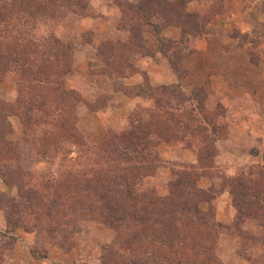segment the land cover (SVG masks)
<instances>
[{"label": "trees", "instance_id": "1", "mask_svg": "<svg viewBox=\"0 0 264 264\" xmlns=\"http://www.w3.org/2000/svg\"><path fill=\"white\" fill-rule=\"evenodd\" d=\"M114 4L127 15L130 35L126 42L103 44L98 54L105 62L101 71L117 78H125L131 54L140 59L154 57L146 36L155 38L154 52L176 69L177 62L207 32L206 23L187 12L184 0H138L137 4L114 0ZM57 8L86 10L88 0H0V90L3 84L17 82L22 94L14 103L0 96L1 159L17 157L13 120L30 136L53 116L52 127L60 139L90 148L75 117L64 108L81 101L76 92L63 90L62 83L71 71L75 47L56 37L7 41L16 20ZM169 28L180 30L178 42L163 36ZM176 75L181 83L186 77ZM124 92L147 98L154 107L130 117L129 130H110L92 146L106 163L104 169L72 173L67 179L37 186L23 182L20 172L0 165L4 183L17 188L13 198L0 191V211L7 222V230L0 231V264H6L7 254L14 249L18 230L42 229L67 248L85 221L102 224L114 234L102 248L101 264H227L218 256L225 239L242 259L238 264H264V252L258 257L254 254L264 247V166L222 178L220 193L231 196L236 210L229 224L217 219L216 187L202 188L199 182L205 175L195 169L174 170L167 185L147 186L146 180L159 168L161 145L184 142L198 153L200 164H212L225 128L208 114L205 100L198 93H185L180 83L154 87L146 80ZM27 216H33L29 223ZM31 255L47 258V253L35 249Z\"/></svg>", "mask_w": 264, "mask_h": 264}, {"label": "rangeland", "instance_id": "2", "mask_svg": "<svg viewBox=\"0 0 264 264\" xmlns=\"http://www.w3.org/2000/svg\"><path fill=\"white\" fill-rule=\"evenodd\" d=\"M130 1L138 3V0ZM184 1L187 12L198 15L200 22L206 23L207 32L194 42L186 58L177 62L176 69L164 56L154 52L155 38L146 36L154 57L140 59L131 54L123 72L125 78L101 71L105 62L98 54L103 44L126 42L130 35L127 15L116 7L114 0H88L86 10L57 8L47 14L16 20L7 41L56 37L75 47L71 71L62 83L63 90L76 92L81 101L66 104L64 108L69 111L67 115L75 117L77 129L90 148L60 139L52 127L53 116L30 136H25L13 120L17 157L0 158V165L20 172L23 182L37 186L47 180L67 179L72 173L88 174L104 169L106 163L92 146L110 130H129L130 117L154 107L151 100L130 97L124 91L146 80L154 87L180 83L185 93H198L205 100L208 114L216 116L217 124L224 126L222 139L216 145L217 155L212 164H200L198 153L184 142L161 145L159 168L146 184L165 186L174 170L195 169L205 175L199 182L202 188L216 187L218 194L213 207L218 221L232 223L236 210L231 196L220 193L222 178L237 176L258 164L264 166V0ZM180 35L176 28L163 33L175 42L180 40ZM177 73L186 75L182 83ZM0 96L14 103L22 94L17 82H12L1 86ZM0 191L11 198L17 196V188L7 186L1 173ZM27 217V223L31 222L33 216ZM227 220L231 222L225 223ZM6 230L5 214L0 211V231ZM16 236L18 241L7 254L6 264H101L102 248L114 238L110 230L93 221L82 222L81 232L67 248L58 245L42 229L30 233L18 230ZM32 249L47 253V258L34 259ZM234 251L231 241L222 240L219 259L227 264L243 263ZM263 252L264 247H259L254 254L258 257Z\"/></svg>", "mask_w": 264, "mask_h": 264}, {"label": "crops", "instance_id": "3", "mask_svg": "<svg viewBox=\"0 0 264 264\" xmlns=\"http://www.w3.org/2000/svg\"><path fill=\"white\" fill-rule=\"evenodd\" d=\"M225 223H229V222H231V220H227V221H224Z\"/></svg>", "mask_w": 264, "mask_h": 264}]
</instances>
